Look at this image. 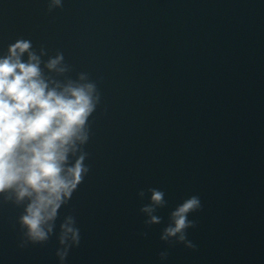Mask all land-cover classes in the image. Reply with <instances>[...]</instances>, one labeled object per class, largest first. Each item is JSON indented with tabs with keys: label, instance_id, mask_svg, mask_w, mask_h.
<instances>
[{
	"label": "water",
	"instance_id": "1",
	"mask_svg": "<svg viewBox=\"0 0 264 264\" xmlns=\"http://www.w3.org/2000/svg\"><path fill=\"white\" fill-rule=\"evenodd\" d=\"M17 39L99 101L47 240L0 194V264H264V0H0V56ZM192 196L185 239H162Z\"/></svg>",
	"mask_w": 264,
	"mask_h": 264
},
{
	"label": "clouds",
	"instance_id": "2",
	"mask_svg": "<svg viewBox=\"0 0 264 264\" xmlns=\"http://www.w3.org/2000/svg\"><path fill=\"white\" fill-rule=\"evenodd\" d=\"M61 2L51 0V6ZM32 47L30 40L17 39L8 46L7 54L0 56V194L13 193L17 203L28 200L20 223L31 240L44 241L58 209L88 171L84 155L70 163V154L88 140L87 124L99 96L93 83L50 87ZM25 53L27 60L22 59ZM62 60L58 54L48 61L47 68L57 69ZM162 198V192H153L154 202ZM199 206L197 196L179 205L162 239L179 235L183 241L185 230L193 223L188 214ZM152 221L158 222V218L153 216ZM63 229L61 243L68 234L78 241L71 221ZM65 254H60L61 259Z\"/></svg>",
	"mask_w": 264,
	"mask_h": 264
}]
</instances>
